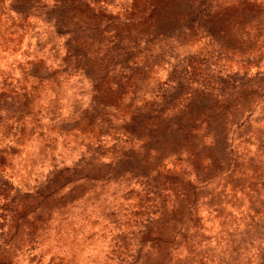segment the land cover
Instances as JSON below:
<instances>
[{
  "label": "rangeland",
  "instance_id": "374dc122",
  "mask_svg": "<svg viewBox=\"0 0 264 264\" xmlns=\"http://www.w3.org/2000/svg\"><path fill=\"white\" fill-rule=\"evenodd\" d=\"M0 264H264V0H0Z\"/></svg>",
  "mask_w": 264,
  "mask_h": 264
},
{
  "label": "trees",
  "instance_id": "16d2710c",
  "mask_svg": "<svg viewBox=\"0 0 264 264\" xmlns=\"http://www.w3.org/2000/svg\"><path fill=\"white\" fill-rule=\"evenodd\" d=\"M212 11H213V12L208 13V11H207L206 9H204V10L202 11V14H200V11H199L198 14H200L199 17L202 19V21H203V20L206 21V20L210 19L213 15H218V14L222 13L221 10H216V9H214V10H212ZM211 15H212V16H211ZM192 72H193V71L190 70L189 73H190V74H193Z\"/></svg>",
  "mask_w": 264,
  "mask_h": 264
}]
</instances>
